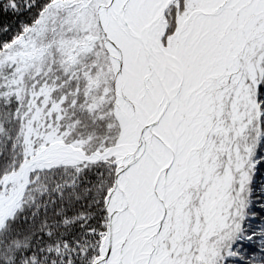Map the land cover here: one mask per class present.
<instances>
[{"label":"trees","instance_id":"16d2710c","mask_svg":"<svg viewBox=\"0 0 264 264\" xmlns=\"http://www.w3.org/2000/svg\"><path fill=\"white\" fill-rule=\"evenodd\" d=\"M57 1L0 0V181L18 170L25 159L22 117L34 80L55 85L56 98L67 95L62 128L71 130L68 141H87V155L115 146L121 135L113 109L115 72L104 45L96 42L90 53H82L85 63L81 67L91 69L89 78L79 74L72 78V67L66 61L67 51L78 47L87 33L99 32L103 39L95 10L104 0L93 2V13L77 10L81 16L76 23V13L62 14ZM174 12L172 8L167 15L168 36L176 28ZM91 14L93 25L88 20ZM27 40L31 42L28 48L23 44ZM32 47H42L44 59L29 65L22 56ZM93 54L90 65L88 56ZM262 67L264 70V59ZM92 79L97 88L89 84ZM224 89L228 91L223 92L217 121L221 124L219 139L229 144L237 125L231 107L235 89L234 85ZM251 100V106H246L247 127L235 140L244 167L235 170L238 157L233 154L234 164H228L225 152L218 157L222 168L226 164L233 168L232 220L208 239L202 238V232H194L196 212L201 211L199 197L209 186L198 184V198L190 203L188 213L187 243L192 250L179 255L172 250L170 256L176 264H188L192 254L199 264H264V186L259 190L264 185V72L259 86H251ZM116 169L110 159L32 172L19 208L0 231V264H94L106 249V199ZM201 221L204 225L203 218ZM204 245L208 251L200 262L198 253Z\"/></svg>","mask_w":264,"mask_h":264},{"label":"bare ground","instance_id":"6f19581e","mask_svg":"<svg viewBox=\"0 0 264 264\" xmlns=\"http://www.w3.org/2000/svg\"><path fill=\"white\" fill-rule=\"evenodd\" d=\"M167 1L112 0L100 10L108 49L118 66L117 115L123 126L120 144L104 159L116 158L120 163L128 147H135L126 154V182L110 196L115 236L108 264H157L156 258L149 261V254L153 250L154 223L160 216L157 198L164 183L162 170L171 163L175 153L172 169L182 149L191 145V138L186 136L185 116L194 105L195 96L185 101L186 90L196 89L209 67L218 64L221 53L216 36L219 15L246 0H204L188 19L180 20L165 52L155 43L161 29L158 7ZM199 19L201 34L195 29ZM191 37L197 41L188 47ZM174 43L175 48L172 47ZM150 49L158 58L152 67L146 55ZM159 76L164 80L162 86ZM143 134L145 138L141 144ZM80 146L81 142L70 144L64 136L50 134L42 148L28 158L19 171L3 179L0 230L20 206L30 173L36 169L82 163L84 156ZM92 158H99V155ZM120 180L121 173L118 182ZM141 236H145V248L141 245Z\"/></svg>","mask_w":264,"mask_h":264},{"label":"rangeland","instance_id":"374dc122","mask_svg":"<svg viewBox=\"0 0 264 264\" xmlns=\"http://www.w3.org/2000/svg\"><path fill=\"white\" fill-rule=\"evenodd\" d=\"M95 1L99 0H78L77 2L72 1L70 3L61 0L62 3L64 2L63 5L62 3L59 4L60 1L58 0L57 3L59 5L56 6L59 7L62 14L68 11L76 13L77 10H88L89 13H93L92 4ZM111 1L104 0V4H101L95 10V21L98 22V26L104 33L103 39L100 40L101 33L98 34L99 32L87 33L85 39L78 44L79 48L74 47L72 50L67 51L66 61L72 67V78L78 76L77 74L89 78L92 74L91 69L81 67L85 63V56L83 57L82 53H90L94 45L91 47L86 42L91 37L96 38L93 44L100 41L98 45H104L115 72L113 109L122 133L121 122L117 115V87L115 86L118 66L116 65V59L110 55L104 26L100 20V9L103 5L110 4ZM203 1L183 0L182 2L180 0L171 7V9H175L176 28L169 35V38L168 36L166 37V43L169 44V40L176 34L180 20L188 19L193 12L202 6ZM80 16V13H76L77 19L75 18V23L78 22ZM40 19L42 20V17ZM90 19V23L93 25L92 14L88 15V20L90 21ZM201 27L202 24L199 19L195 25V29L199 30L198 34H201ZM216 33L218 39L217 46L221 48L218 64H212L208 71L205 70V72L207 71L206 75L199 79L196 89L186 90L185 101L195 96V103L185 116L188 128L186 136L191 138V145L188 148L182 149L176 164L171 169L167 184L168 212L161 231L159 249L156 253L157 264H173L174 259L170 256L172 250L178 255L182 252L188 254L192 250V246L187 243L189 237L188 229L191 223L188 213L190 203L193 199L198 198V190H196L198 184L201 183L203 186L204 183H209V186L204 195L199 197L201 211L196 212L194 232H202V238L208 239L217 231L225 228L228 221L232 220L231 213L234 209L231 196L232 184L234 182L233 168L227 164L222 168L218 157H220V152H225L229 161L228 164L231 162L234 164L231 156L233 154L238 157V161L234 164L235 170H241L244 167V162L240 158L239 153L240 146L235 140L240 137L239 135L247 127L249 112L246 106H251L252 104L251 86L256 88L259 86L260 77L264 72L262 67V60L264 59V0L237 2L233 7L226 9L219 15V25ZM83 34L85 33L82 31L81 35ZM195 41L197 40L191 37L188 41V47L195 44ZM23 44H26L27 47V45H31V42L27 40ZM81 44L84 47H81ZM85 46H87V49ZM172 47L175 48L176 43ZM32 51L36 55L31 59L24 54L22 56L26 64H35V61L37 63L44 59V55L41 54L44 51L42 47H37L36 49L32 47L27 52ZM95 56V54L92 57L91 55L88 56L90 65L92 64L91 59L95 58ZM89 84L93 88L98 87L93 79L89 81ZM52 85L46 80L42 82L34 80L29 88L28 109L22 117L24 120L22 128L25 145L24 161L31 158L42 148L47 136L50 134L56 133L60 136L62 135L67 143H72L68 141L71 130L62 128L65 118L64 103L66 102L67 95L64 94L56 98L58 96L57 87ZM227 85H234L235 90L231 107L233 110V121L237 124L236 132L230 138L229 144H227L226 140L219 139L221 124L217 121V117L219 114L221 115L219 104L223 96H225L223 92L227 93L228 91L224 89ZM69 92L72 95L75 94L74 92ZM75 142H81L80 147L84 150L87 141L77 139L73 141V143ZM110 159H114V164L117 166L115 163L116 158H109L106 161ZM3 179L0 181L1 190L4 189L1 185ZM263 186L262 184L259 185V190ZM240 188H242L241 185ZM201 218L204 219V225L201 224ZM239 224L241 225V223ZM182 243H184L183 246ZM207 251L208 246H202L198 253V260L200 262L205 259ZM194 256L192 254L188 264H199L196 259L192 258ZM174 262L176 264V261Z\"/></svg>","mask_w":264,"mask_h":264},{"label":"water","instance_id":"95a60500","mask_svg":"<svg viewBox=\"0 0 264 264\" xmlns=\"http://www.w3.org/2000/svg\"><path fill=\"white\" fill-rule=\"evenodd\" d=\"M59 4H61V0H59ZM112 2V1H111ZM179 2V0H168L167 3H163V5L159 6L158 7V17H159V20L161 21V29H160V32H159V35H158V39L156 40V43H155V46L159 49V50H164V48H169V44L166 43V36H167V32H168V28H169V23H168V18H167V14L169 12V10L171 9V7L175 4ZM105 30V29H104ZM105 33H106V30H105ZM107 35V33H106ZM85 48L87 49V46H85ZM154 50V48L152 49ZM166 52V51H165ZM27 55L30 57V59L32 57H34L36 54L35 52H29L27 53ZM146 55L148 57V61H149V66L152 67L153 65V62L154 61H158V58H157V53L155 55V53L151 54V49L149 50V52H146ZM151 55V56H150ZM159 79H160V85H164V80L162 78V76H159ZM161 85V86H162ZM122 126V124H121ZM161 130H162V127H161ZM122 134H123V126H122V133H121V136L117 142V144L111 148H108L106 149L104 152H96L95 154H98L99 155V158H96V159H93L92 156L95 155H91V156H87L85 151L82 150V154L83 156L85 157L84 158V161L86 163H96L98 161H101V160H106L107 158L104 159V157L109 153V151H111L112 149L116 148L119 144H120V140H121V137H122ZM144 138H145V135L143 134L142 137H141V144L143 143L144 141ZM141 146V145H140ZM135 147H128V150L126 152L129 153L130 150H134ZM124 155V158H123V161L122 162H118L117 159H116V164H117V170H116V175H115V184L114 186L111 188V190L109 191L108 193V196H107V199H106V210H107V214H108V219H109V224H108V231H107V238H106V250H105V253L104 255H101L99 256L94 264H108V261H109V256L113 250V241H114V227H113V216L111 214V211H110V208H109V201H110V196H112V194H114L115 192H117L118 190H120L122 188V183L126 182V177H127V168L126 167V159L127 158V155ZM174 159H175V153H173L172 157H171V163L166 166L162 171H163V178H164V183H163V188L162 190H160V195H158V198H157V205H158V208L160 210V216L157 218V220L155 221V225H154V230L152 231V239H153V243H152V246H153V250L152 252H150L151 254H149V261H152L156 258V253L159 249V242H160V238H161V231H162V228H163V225H164V222H165V219H166V216H167V212H168V205H167V184H168V181H169V171L171 169V165L173 164L174 162ZM27 161V160H26ZM24 161L22 163V165L20 166V168L17 170L19 171L24 163L26 162ZM67 165H70V164H67ZM62 166V165H60ZM57 167V166H55ZM51 169V168H49ZM34 171H37L34 170ZM32 171V172H34ZM14 173V172H13ZM122 175V181L120 180V182H118V177L119 175ZM12 174V173H11ZM31 175V173H30ZM30 175H29V178H28V183L23 191V194H22V198L25 194V191L27 189V187L29 186L30 184ZM4 191V190H3ZM21 198V200H22ZM141 245L143 247L144 245V248H145V245H146V240H145V236H141Z\"/></svg>","mask_w":264,"mask_h":264},{"label":"flooded vegetation","instance_id":"af4514ba","mask_svg":"<svg viewBox=\"0 0 264 264\" xmlns=\"http://www.w3.org/2000/svg\"><path fill=\"white\" fill-rule=\"evenodd\" d=\"M82 4V3H81ZM64 5V4H63ZM69 6V5H68ZM85 7H87V5H85ZM94 39H96V38H88V40H87V42L86 43H89V46H91L94 42H95V40ZM92 40H94V41H92ZM81 47H83V44H81L80 45ZM26 53L27 52H25V53H23L24 55H26ZM27 57H29L28 55H26Z\"/></svg>","mask_w":264,"mask_h":264}]
</instances>
